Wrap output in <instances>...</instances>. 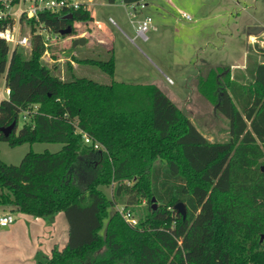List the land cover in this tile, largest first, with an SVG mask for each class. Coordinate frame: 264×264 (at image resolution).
<instances>
[{"label":"trees","instance_id":"trees-1","mask_svg":"<svg viewBox=\"0 0 264 264\" xmlns=\"http://www.w3.org/2000/svg\"><path fill=\"white\" fill-rule=\"evenodd\" d=\"M92 19L80 7L71 20L43 21L64 37L66 25ZM30 40L28 55L22 47L9 54L0 40V80L10 90L0 127L15 121L0 140L61 148L29 150L17 165L0 159V208L49 222L63 213L65 245L36 264H193L198 228L212 233L206 244L220 247L225 264H264V48L255 44L262 59L249 83L232 79L229 66L198 69L196 89L228 121V139L211 142L155 84L75 76L69 62L62 78L43 61V35ZM96 65L113 76V59ZM110 185L111 196L102 189ZM118 202L135 224L110 210Z\"/></svg>","mask_w":264,"mask_h":264},{"label":"rangeland","instance_id":"rangeland-1","mask_svg":"<svg viewBox=\"0 0 264 264\" xmlns=\"http://www.w3.org/2000/svg\"><path fill=\"white\" fill-rule=\"evenodd\" d=\"M86 2L93 19L74 21L73 31L50 40L43 61L55 66L62 78L67 77L65 68L69 62L75 76L105 83L112 80L153 83L209 141L228 139L227 119L196 89L195 77L198 69L204 72L208 66L221 64L229 66L230 77L237 82L252 80L254 65L262 55L257 45L246 44V29L251 23L261 21L263 30L257 39L264 40V0H146V7L136 9L121 0ZM183 12L191 16L190 21L183 17ZM147 16L157 30L147 32L144 37L136 34V26L138 20ZM77 38L83 41L73 45ZM22 50L29 54V47ZM110 58L114 61L112 77L96 65V61ZM2 83L0 80V88ZM22 123L20 116L18 128ZM60 148L59 143L37 141L11 147L0 140V159L17 165L29 150L55 152ZM113 187L102 189L111 196ZM122 206L118 202L110 210ZM223 231L222 237L226 228ZM197 234L199 256L193 264H225V253L220 247L209 250L206 244V240L213 238L212 233L198 228Z\"/></svg>","mask_w":264,"mask_h":264},{"label":"built area","instance_id":"built-area-1","mask_svg":"<svg viewBox=\"0 0 264 264\" xmlns=\"http://www.w3.org/2000/svg\"><path fill=\"white\" fill-rule=\"evenodd\" d=\"M87 0H0V40H3L9 46V54L17 47H30L31 35H43L45 45L48 46L50 40L58 38L55 34L53 37L49 32V26H46L43 19L45 16H53L57 19H63L65 15L72 14L76 9L86 8ZM134 9L143 8V0L138 3L129 4ZM183 17L190 21L191 16L182 13ZM157 26L153 24L151 17L147 16L137 21L136 34L146 37L149 31H156ZM250 44H257L264 48V40H258L257 36H249ZM47 50V49H46ZM46 52V51H45ZM10 90L4 82L0 88V99L6 98ZM25 118V116H23ZM84 141L89 143L90 137L83 134ZM97 147V144H94ZM123 219L129 224H135L136 218L127 210L117 209ZM14 216L11 212L0 215V227L12 223Z\"/></svg>","mask_w":264,"mask_h":264},{"label":"crops","instance_id":"crops-1","mask_svg":"<svg viewBox=\"0 0 264 264\" xmlns=\"http://www.w3.org/2000/svg\"><path fill=\"white\" fill-rule=\"evenodd\" d=\"M143 1L146 7L147 2ZM251 25L262 23L255 21ZM259 34L254 36L259 37ZM249 36L246 33V44H250ZM7 212L10 211L0 208V215ZM11 213L14 216L13 222L0 227V264H36L38 259L48 257L54 247L60 249L65 245L68 225L62 212L57 213L51 222L42 217ZM65 232L66 236H63Z\"/></svg>","mask_w":264,"mask_h":264},{"label":"water","instance_id":"water-1","mask_svg":"<svg viewBox=\"0 0 264 264\" xmlns=\"http://www.w3.org/2000/svg\"><path fill=\"white\" fill-rule=\"evenodd\" d=\"M63 19L71 20L72 19V14L65 15ZM71 30H72V26L68 24L64 28H62V29L59 30V34L65 35V34L70 33ZM262 30H263V26H261V25H250V26L247 27L246 33L248 35H257ZM82 41H83L82 38H77V39H75L73 41V45H76V44H78V43H80ZM14 127H15V121H13L10 125H8L6 127H0V131L3 132V134L5 136H7L12 131V129ZM152 207L155 208V204L154 203H153ZM174 209L176 210L177 213L181 214L182 217L185 216V213H186L185 205L182 202H177L174 205Z\"/></svg>","mask_w":264,"mask_h":264}]
</instances>
